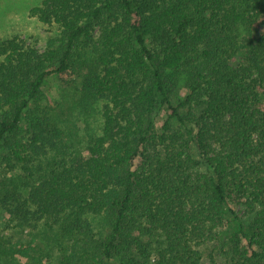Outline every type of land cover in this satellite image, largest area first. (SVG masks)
Returning <instances> with one entry per match:
<instances>
[{"label":"trees","instance_id":"trees-1","mask_svg":"<svg viewBox=\"0 0 264 264\" xmlns=\"http://www.w3.org/2000/svg\"><path fill=\"white\" fill-rule=\"evenodd\" d=\"M30 15L50 26L43 51L0 37L13 172L0 208L21 226L44 221L57 264H203L208 237L226 264H264V0H40ZM51 76L79 83L86 118L103 101L82 147L45 101ZM253 158L243 183L233 166ZM242 196L259 208L249 223ZM11 250L36 264L0 238V258Z\"/></svg>","mask_w":264,"mask_h":264},{"label":"rangeland","instance_id":"rangeland-1","mask_svg":"<svg viewBox=\"0 0 264 264\" xmlns=\"http://www.w3.org/2000/svg\"><path fill=\"white\" fill-rule=\"evenodd\" d=\"M39 2L40 0H0V37H16L24 47H34L43 51L46 48L48 36L52 32H49V25L30 15V9ZM43 96L46 103L56 108L55 112L61 119V128L65 132L64 139L67 144L82 147L85 138H87V132L96 134L101 132L102 116L100 110L103 101L96 103L95 111L86 118L85 114L80 113L75 106L79 97V83L66 84L55 76H51L48 83L43 87ZM213 147L216 150L219 149V145L216 143H213ZM190 151L195 160L199 162L204 160L202 150L197 144L192 143ZM83 152H86L85 149ZM211 155L212 153L209 156ZM257 159H250L246 167H242L238 161L233 166L238 178L243 183H247V179L256 176V169L252 165H255L253 163ZM200 166L201 169L199 170L213 171L209 165L201 164ZM11 176H13V172L9 170V165L6 164L4 156L0 154V180ZM258 210V206L253 205L247 196H242L235 205L236 213L247 223L252 222L259 215ZM0 238L6 241L7 245L35 254L37 256L36 264H57V248L50 238V232L44 221H40L36 226L32 224L21 226L0 208ZM203 241H205L201 245L203 264H211L212 258L220 264H226L225 257L219 253L222 247L221 243L209 237ZM0 264L29 263L11 250L1 256ZM111 264H119V261L113 260Z\"/></svg>","mask_w":264,"mask_h":264}]
</instances>
